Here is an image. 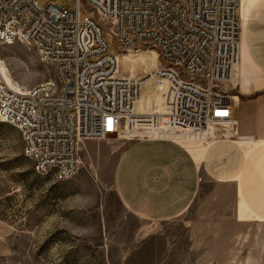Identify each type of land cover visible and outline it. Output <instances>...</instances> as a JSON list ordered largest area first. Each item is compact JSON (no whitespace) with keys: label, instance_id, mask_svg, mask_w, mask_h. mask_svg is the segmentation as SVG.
<instances>
[{"label":"built area","instance_id":"2783aa9c","mask_svg":"<svg viewBox=\"0 0 264 264\" xmlns=\"http://www.w3.org/2000/svg\"><path fill=\"white\" fill-rule=\"evenodd\" d=\"M67 1L69 8L0 0V46L21 42L54 68L26 86L0 64V120L19 130L37 173L73 177L89 139L239 137L229 83L239 61L241 0ZM145 45L159 64L145 76L124 75L120 54ZM153 80L169 84L163 108L136 110L143 84Z\"/></svg>","mask_w":264,"mask_h":264},{"label":"rangeland","instance_id":"374dc122","mask_svg":"<svg viewBox=\"0 0 264 264\" xmlns=\"http://www.w3.org/2000/svg\"><path fill=\"white\" fill-rule=\"evenodd\" d=\"M38 1L45 7L50 0ZM51 1L70 7L67 0ZM0 59L12 79L26 86L54 75L21 42L0 46ZM119 61L124 75L139 77L160 58L145 45L120 54ZM237 69L239 61L229 87L241 99ZM168 90L166 81L145 82L135 109L163 108ZM233 110L238 118L237 105ZM134 142L85 141L78 173L59 180L36 172L19 130L0 120V264H264V220L235 219L234 192L227 185L206 182L187 214L169 222L144 221L130 212L115 181L120 156Z\"/></svg>","mask_w":264,"mask_h":264},{"label":"crops","instance_id":"0c3cea01","mask_svg":"<svg viewBox=\"0 0 264 264\" xmlns=\"http://www.w3.org/2000/svg\"><path fill=\"white\" fill-rule=\"evenodd\" d=\"M240 12L245 31L235 76L242 97L234 95L239 109L234 117L239 136L252 139L225 138L203 146L192 139L131 143L118 161L115 186L125 207L144 221L184 216L208 181L233 190L235 219L264 220V0L244 8L241 0Z\"/></svg>","mask_w":264,"mask_h":264},{"label":"bare ground","instance_id":"6f19581e","mask_svg":"<svg viewBox=\"0 0 264 264\" xmlns=\"http://www.w3.org/2000/svg\"><path fill=\"white\" fill-rule=\"evenodd\" d=\"M251 0H243V8L246 6V3L247 2H250ZM0 64H1V67H2V70H3V72H4V75L8 78V79H12V76H11V74H10V72H9V69L7 68V66H6V63L5 62H3L2 63V60H0ZM131 77H133V76H131ZM248 82V81H247ZM226 138H234V137H232V136H226ZM202 139V141L205 143V144H207L208 142H210V141H212V140H218L219 138H217V137H215L214 136V134L212 133V134H209L208 136H205V137H203V138H201Z\"/></svg>","mask_w":264,"mask_h":264},{"label":"water","instance_id":"95a60500","mask_svg":"<svg viewBox=\"0 0 264 264\" xmlns=\"http://www.w3.org/2000/svg\"><path fill=\"white\" fill-rule=\"evenodd\" d=\"M242 140L252 139V136H239Z\"/></svg>","mask_w":264,"mask_h":264}]
</instances>
